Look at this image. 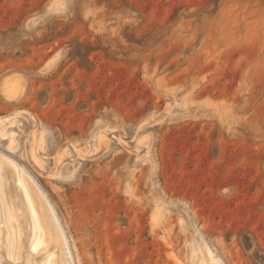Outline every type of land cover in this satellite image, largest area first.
<instances>
[{"label":"rangeland","instance_id":"1","mask_svg":"<svg viewBox=\"0 0 264 264\" xmlns=\"http://www.w3.org/2000/svg\"><path fill=\"white\" fill-rule=\"evenodd\" d=\"M3 158L69 264H264V0H0Z\"/></svg>","mask_w":264,"mask_h":264},{"label":"bare ground","instance_id":"2","mask_svg":"<svg viewBox=\"0 0 264 264\" xmlns=\"http://www.w3.org/2000/svg\"><path fill=\"white\" fill-rule=\"evenodd\" d=\"M0 183L7 204L6 216L0 205V264H42L44 257L47 264H69L60 222L35 181L3 158Z\"/></svg>","mask_w":264,"mask_h":264}]
</instances>
